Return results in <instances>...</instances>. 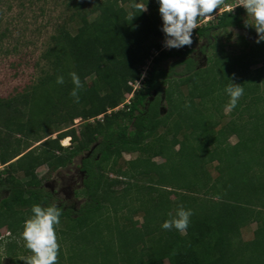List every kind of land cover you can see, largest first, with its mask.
<instances>
[{
    "label": "trees",
    "instance_id": "trees-1",
    "mask_svg": "<svg viewBox=\"0 0 264 264\" xmlns=\"http://www.w3.org/2000/svg\"><path fill=\"white\" fill-rule=\"evenodd\" d=\"M159 7L158 0H95L83 13L77 10L75 32L59 26L43 53L51 70L23 92L0 97V111L13 109L1 121L0 139V165H8L7 176L0 177V228L9 232L6 241L0 234V246L13 264H26L21 258L31 254L21 233L32 205L53 204L36 169L65 168L80 154L86 200L78 209L57 205L65 224L57 233L58 264H264V41L242 35L238 52L222 44L199 67L188 45L161 49ZM245 13L243 6L222 11L196 29L193 42L207 38L212 45L219 29L252 30ZM151 57L144 80L126 102ZM170 58L185 64L186 72L176 77L164 67ZM254 64L261 66L252 69ZM73 71L84 82L79 103L70 95ZM58 76L63 84L56 83ZM231 82L243 85L244 95L225 114L224 89ZM162 93L169 103L164 115ZM121 103L125 107L108 112ZM77 118L79 131H60ZM66 136L73 146L61 145ZM123 152L139 155L126 169H116ZM213 164L215 177L208 169ZM108 165L117 177L105 175ZM18 172L28 177L24 183L16 179ZM181 205L194 212L187 231L163 229ZM137 210L143 211L142 222L133 217ZM251 222L257 223L254 237L244 240L242 228Z\"/></svg>",
    "mask_w": 264,
    "mask_h": 264
},
{
    "label": "rangeland",
    "instance_id": "rangeland-1",
    "mask_svg": "<svg viewBox=\"0 0 264 264\" xmlns=\"http://www.w3.org/2000/svg\"><path fill=\"white\" fill-rule=\"evenodd\" d=\"M140 3H143V0H138ZM95 0H0V97L1 98H11L12 96L23 92L25 89L29 88L33 83L38 81V78L43 75V70L50 69V64L42 58L43 53L52 46V35L57 33L59 26L65 25L72 32H75L79 22V18L76 13L77 10H80L81 13L90 9ZM240 3V0H229L224 3L219 8L218 12L213 13V17L202 23V25L208 24L209 21H213L216 17L226 9L234 10L236 5ZM82 6V7H81ZM224 9V10H223ZM243 20L247 21L251 26H253V31L243 27H229L228 29H219L214 32L215 38L212 40V45L215 44L216 47H212L208 40L203 42V39H200L195 44V49L198 46L203 45L205 48L203 57L200 59L199 67H204L208 65V57L213 54L215 49H220L221 45L224 44L226 50L232 52L239 51V39L240 36H245L249 40L257 39L258 34L255 29V26L252 25L255 23L254 19L248 16V13H245ZM240 44V43H239ZM203 55H201L202 57ZM164 67H170L173 69V73L176 77H179L181 73L186 72V66L183 63H176V58H170L162 62ZM261 66V64H254L252 69ZM87 81L92 84V77H89ZM183 98H186L188 89L186 86L182 87ZM199 100L196 98V101ZM124 103L120 105L109 108L108 112L118 109V107L123 106ZM20 106V105H19ZM163 115L169 111V103L167 100L163 102ZM23 109H25L22 106ZM12 108L3 109L0 111V139L4 136L5 131L2 128L1 121L6 114L12 113ZM27 111V110H26ZM230 111L229 108H224V113L228 114ZM228 116L223 117L222 122L228 120ZM93 121V119H91ZM172 121V119H171ZM82 120L81 118L75 119L73 124L67 126H61L60 131L67 130L70 127H74L77 131L80 130ZM220 126V125H219ZM218 126V127H219ZM164 129H160L158 132L163 133ZM56 131L49 136L45 137H56L58 132ZM69 138L68 142H65V137L61 139V145L63 146H73L74 142L71 139V136H66ZM169 138H172L170 134ZM182 138V136H180ZM43 139V140H44ZM42 141V140H41ZM41 141L33 142L32 147L39 144ZM232 143L237 141L235 135L230 137ZM28 148L27 150H29ZM26 150V151H27ZM139 155L138 152H123L122 156L118 159L115 168L118 169L122 167L126 169L128 164L127 161L135 159ZM83 155L80 154L75 157L73 162L67 167L59 168L56 170L49 171V167L46 164L39 166L36 169V174L38 178L42 181L43 185L45 183L52 184V181L57 179L56 182L58 185H55V188L58 189L61 186L60 177L64 176L65 179L71 175L78 174L76 171L80 165V160ZM155 161H163L164 158L161 156H155ZM8 167L7 164L0 165V177H6L7 172L5 169ZM211 175L215 177L217 171L213 165L208 166ZM105 175L114 178L117 177V172L111 169V165L104 170ZM16 179L21 183H24L28 177H26L22 172L15 174ZM78 179V178H77ZM73 184V193L69 188L66 191L56 192L52 196V202L57 205H65V207H70L78 209L81 204L86 200L84 194L80 191L83 187V184L80 183V179ZM123 186V184L121 185ZM119 186V188L121 187ZM47 190H50V186H46ZM130 203V201H129ZM127 212V208L125 209ZM124 213V212H123ZM134 219H138L140 222L143 221V211L137 210L133 213ZM65 224L60 223L59 227H63ZM257 227L256 222H251L242 228V238L244 240H250L254 237V230ZM0 234L3 239L6 241V236L9 234L6 227L0 228ZM21 244H24L20 240ZM17 252L19 249L16 250ZM31 254H25L22 257L29 256ZM0 263L1 264H13L10 260V257L6 255V246L2 244L0 246Z\"/></svg>",
    "mask_w": 264,
    "mask_h": 264
},
{
    "label": "clouds",
    "instance_id": "clouds-1",
    "mask_svg": "<svg viewBox=\"0 0 264 264\" xmlns=\"http://www.w3.org/2000/svg\"><path fill=\"white\" fill-rule=\"evenodd\" d=\"M158 2L163 20L162 31L166 37L165 47L181 48L193 43V30L199 28L201 20L212 16L214 10L223 5L224 0H158ZM237 6H243L248 16L254 19L255 23L252 25L255 26L258 34L257 43L264 41V0H240ZM136 7L139 9L140 6L137 4ZM134 17L132 16V19ZM69 75L74 85L70 95L75 103H79L84 82L75 71ZM56 83L63 84L64 77L58 76ZM224 91L229 97L226 107L235 109L244 95L243 85L231 82ZM31 213L32 215L24 221L21 233L25 247L30 250L31 255L21 259L26 261V264H58L60 243L57 233L61 223L62 208L56 203L47 206L33 204ZM193 215L192 209L181 205L176 209L174 216L169 213L171 218L165 220L161 227L165 230L174 228L184 234Z\"/></svg>",
    "mask_w": 264,
    "mask_h": 264
},
{
    "label": "flooded vegetation",
    "instance_id": "flooded-vegetation-1",
    "mask_svg": "<svg viewBox=\"0 0 264 264\" xmlns=\"http://www.w3.org/2000/svg\"><path fill=\"white\" fill-rule=\"evenodd\" d=\"M203 42H205V40H207V38H203ZM208 46V44H206V47ZM207 49V48H206ZM201 55H203L202 57H201ZM192 56L194 57V59L197 61V62H199L200 61V59H202L203 57L205 58V54H204V52H203V45H201V46H198L196 49H195V47H194V51H193V53H192ZM156 94H157V92L156 91H154V95L153 96H151V99L153 100L154 98H155V96H156ZM160 96L162 97L161 98V106H160V108H161V110L163 111V102H164V100H165V95L162 93V94H160ZM90 153H87V155H89ZM82 158H83V156L81 157V160H80V165H79V167H78V169L76 170V171H78V174H77V176L76 175H71L70 177H68L67 179H65V177L64 176H61L60 177V182H61V186H59L58 187V189H56L55 188V185H58L57 184V182H56V180L57 179H55V180H53L52 181V184H50V183H45L44 184V186L46 187V186H50L51 187V189H50V191H51V193L54 195L56 192H59V191H66V189L67 188H69L70 189V191L73 193L74 191H73V187H72V185L73 184H77L76 182L78 181V179H80V183L81 184H83V180H84V177H85V170L83 169V167H82ZM78 178V179H77ZM66 193H67V191H66Z\"/></svg>",
    "mask_w": 264,
    "mask_h": 264
},
{
    "label": "built area",
    "instance_id": "built-area-1",
    "mask_svg": "<svg viewBox=\"0 0 264 264\" xmlns=\"http://www.w3.org/2000/svg\"><path fill=\"white\" fill-rule=\"evenodd\" d=\"M221 8H222V7H221ZM228 8H229V7L227 6L225 10H227ZM218 10H219V9H218ZM218 10H217V12H218ZM223 10H224V9H223ZM213 16H214V15H212V16H210V17H208V18H205V19H203V20H201L199 26H201L203 22L210 20ZM161 31H162V28H161ZM162 34H163V43H162V47H161V49H162V50H163V49H165V50H170V49H172V48H167V47H165L164 42H165L166 37H165V34H164L163 31H162ZM194 36H196V29L193 30V35H192V37H194ZM195 44H196V43L193 42L191 45H188V48H194V47H195ZM177 49H178V48H177ZM158 53H159V50H155V54H158ZM152 58H153V57H151L149 60H147L146 65H145V66L143 67V69H142V75H141L140 79L137 80V81L133 84L134 88H133V90H132L130 93H128V95H127V99H126V102H129L130 98L133 96L134 90H135L136 88H138V87L140 86L141 82L144 80V78H145V76H146V74H147V69L149 68V65H150V63H151ZM118 108H119V107H118Z\"/></svg>",
    "mask_w": 264,
    "mask_h": 264
},
{
    "label": "bare ground",
    "instance_id": "bare-ground-1",
    "mask_svg": "<svg viewBox=\"0 0 264 264\" xmlns=\"http://www.w3.org/2000/svg\"><path fill=\"white\" fill-rule=\"evenodd\" d=\"M68 140H69V138H66V137H65V142H68Z\"/></svg>",
    "mask_w": 264,
    "mask_h": 264
}]
</instances>
